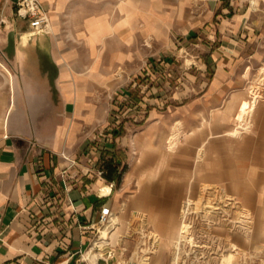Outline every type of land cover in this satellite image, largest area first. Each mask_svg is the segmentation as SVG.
I'll return each mask as SVG.
<instances>
[{
    "label": "crops",
    "instance_id": "obj_1",
    "mask_svg": "<svg viewBox=\"0 0 264 264\" xmlns=\"http://www.w3.org/2000/svg\"><path fill=\"white\" fill-rule=\"evenodd\" d=\"M15 1L0 5L11 27L0 30V264H85L97 233L83 227H98L104 205L117 218L107 243L146 225L165 239L205 187L240 198L264 244V84L251 91L264 0H41L49 34ZM204 3L206 18L188 25V6ZM193 39L213 71L201 91L175 108L155 87L134 97L129 85L157 78L164 55ZM239 112H255L254 129L235 137ZM114 144L128 164L120 185L97 174Z\"/></svg>",
    "mask_w": 264,
    "mask_h": 264
},
{
    "label": "rangeland",
    "instance_id": "obj_2",
    "mask_svg": "<svg viewBox=\"0 0 264 264\" xmlns=\"http://www.w3.org/2000/svg\"><path fill=\"white\" fill-rule=\"evenodd\" d=\"M188 12L187 23L190 25L197 14L206 18L208 6L205 3L188 6ZM2 19H6L5 16H1L0 21ZM9 26L10 23L4 21L0 24V30L10 32ZM197 44L199 46H196V41L193 39L184 50H178L173 46L172 50L164 55L169 57V62L155 70L157 78L151 80L150 77L145 76L140 84L133 82L129 85L134 97L141 98L144 93L155 92V87L157 89L155 96L163 97L164 100L172 98L168 101V105L175 108L186 102L179 99L180 94L189 96L201 91L213 76V71L211 66L205 63L206 51L200 47L204 42L197 41ZM0 61H3L2 55ZM263 69L264 60H261L254 70L251 91L261 93L263 87L261 85L264 84ZM258 97L256 93L252 103L255 108ZM113 105L119 108L115 101ZM251 107L248 106L249 114ZM239 114L240 112L234 117L233 136L235 137L248 134L239 135L240 130L237 128L242 124L252 126L249 133L254 129L255 112L252 116H247L248 120L246 116L240 119ZM189 204L190 207L187 206ZM186 209L189 213L183 218ZM256 221L255 214L240 198L227 196L221 188L205 187L197 196L185 200L167 238L160 239L153 233L152 227L146 225L135 233L131 231L127 234L120 231L118 240L112 244L113 247L105 246L106 250L101 253L114 251V259L110 264H119L122 263L121 261L131 264L142 262L144 264H228L230 254L235 256L232 264H264V244L254 243L255 238L260 235V230L255 228ZM139 223L143 222L139 221ZM243 224L245 229L242 228ZM103 234L105 233H102L101 238ZM91 261L95 263L93 259Z\"/></svg>",
    "mask_w": 264,
    "mask_h": 264
},
{
    "label": "built area",
    "instance_id": "obj_3",
    "mask_svg": "<svg viewBox=\"0 0 264 264\" xmlns=\"http://www.w3.org/2000/svg\"><path fill=\"white\" fill-rule=\"evenodd\" d=\"M11 0H0V5L6 4ZM16 14L19 18L26 20L29 22L32 31L36 34H49L50 33V18L48 12L44 10L43 4L41 0H16ZM262 86V85H261ZM255 93L256 91H252ZM249 117V116H248ZM247 117V120H248ZM252 126L246 124H242L237 129L239 135L249 133L251 131ZM97 174L103 177V171L98 168ZM115 214L110 207L106 205L101 207L100 216L98 221V227L95 228L93 225L83 227L84 230H94L97 235L96 238L91 243L90 247L81 254L80 263L85 264H95L88 257V253L91 252L96 247L95 241L101 237L102 231L104 229H112L114 224ZM108 246L113 247L112 243ZM107 246V247H108ZM108 256V257H105ZM114 259V255L111 253L104 252V255L101 256L96 264L100 262H104L105 264H110V261Z\"/></svg>",
    "mask_w": 264,
    "mask_h": 264
},
{
    "label": "trees",
    "instance_id": "obj_4",
    "mask_svg": "<svg viewBox=\"0 0 264 264\" xmlns=\"http://www.w3.org/2000/svg\"><path fill=\"white\" fill-rule=\"evenodd\" d=\"M124 130H113L112 134L115 138L121 136ZM113 150L103 149L101 154L100 169L103 171V178L109 183H115L120 185L123 177L128 170V164L123 163L115 150V144Z\"/></svg>",
    "mask_w": 264,
    "mask_h": 264
},
{
    "label": "bare ground",
    "instance_id": "obj_5",
    "mask_svg": "<svg viewBox=\"0 0 264 264\" xmlns=\"http://www.w3.org/2000/svg\"><path fill=\"white\" fill-rule=\"evenodd\" d=\"M263 72H264V69H263ZM244 117V113H242V115L239 117L240 119H242ZM238 120V119H237ZM175 142V141H174ZM171 146V150H173L174 149V146H175V144L174 143H171L170 144ZM212 198V197H211ZM210 198V199H211ZM208 200V199H207ZM204 201V200H203ZM222 201V200H221ZM229 204V203H228ZM208 205H210V204H208ZM187 206H189L190 207V204L189 205H187ZM201 206V205H200ZM206 206V205H205ZM211 207H213V206H211ZM217 207V206H216ZM200 208V207H199ZM207 208V207H206ZM215 207H213V209H214ZM188 213H189V210L188 209H186V210H184V216H183V218H186V215H188ZM115 219H117V218H115ZM117 221V220H116ZM119 221V220H118ZM242 223H244V222H242ZM114 226H116V225H114ZM248 226V225H247ZM245 226H244V224H243V229H245L244 228ZM231 228V227H230ZM106 230H108V228L107 229H104L103 231H106ZM112 232V229L111 230H109V231H107V233H105V234H103V236H102V238L100 237V239H98L96 242H95V245H96V247H99V249H93L91 252H89V254H88V256H89V258L92 260L93 259V261L95 262V264L97 263V261H98V259H99V257H101V256H103L104 255V253H101V249L103 250V249H105V246L107 247L108 245H109V241H108V243H107V245H106V241H107V238H109V236H110V233ZM142 252H146V251H142ZM235 258V256H234V254H230L229 255V257H228V260H229V262H227L228 264H232V261H233V259ZM143 263V262H142Z\"/></svg>",
    "mask_w": 264,
    "mask_h": 264
}]
</instances>
